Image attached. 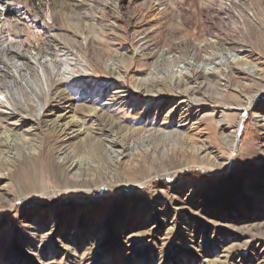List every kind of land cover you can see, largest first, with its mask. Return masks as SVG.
Segmentation results:
<instances>
[{
    "label": "rangeland",
    "instance_id": "rangeland-1",
    "mask_svg": "<svg viewBox=\"0 0 264 264\" xmlns=\"http://www.w3.org/2000/svg\"><path fill=\"white\" fill-rule=\"evenodd\" d=\"M0 264H264V0H0Z\"/></svg>",
    "mask_w": 264,
    "mask_h": 264
},
{
    "label": "bare ground",
    "instance_id": "bare-ground-1",
    "mask_svg": "<svg viewBox=\"0 0 264 264\" xmlns=\"http://www.w3.org/2000/svg\"><path fill=\"white\" fill-rule=\"evenodd\" d=\"M249 29L251 28L250 26H248ZM227 47L229 46H225V44H222V43H217V44H208L204 47L203 49V56L201 58L202 62H204V64H215L217 67L215 69H219L220 67V62L219 60L222 58V53L221 51H223L224 49H226ZM35 61H39V57H36L34 58ZM245 65H247V63H244ZM243 63H240L239 61L237 62H233V63H230L229 65V69H230V73H233V74H237L238 77L239 76H244L246 77L248 75V72L247 70L242 66L244 65ZM215 69L211 71V73L209 74H206L205 75V79L203 82H198L195 79V77L198 76V73H199V70L198 69H194L192 71V74L190 75V73L186 72L180 76H182L183 80L182 82L181 81H176V85H177V89L181 90L182 86L184 85H188L189 84V81H194V84L196 87H189L187 86V88L183 91H179L180 94H190V93H198L203 87L205 86H210V82H209V76L208 75H213L215 73ZM256 70V69H255ZM255 72V71H254ZM224 73V72H222ZM225 74V73H224ZM255 76L257 75L254 74ZM249 76V75H248ZM259 76V75H258ZM263 78V77H261ZM260 79V77H259ZM258 80V79H257ZM188 83V84H187ZM257 85V84H256ZM260 85V84H259ZM122 93V92H121ZM124 97V96H122ZM181 104H187V102L185 101H182ZM1 107H4L3 105ZM16 111V110H15ZM15 113H11V115L13 116ZM10 115V116H11ZM22 118V116H21ZM187 120H189V117H186ZM21 121V120H20ZM24 123V122H23ZM17 125V123L13 124V126ZM103 126V125H100V127ZM107 130L108 131H113V124H110L109 126H107ZM113 145H120V142L119 140H113L111 142ZM121 143H122V139H121ZM121 147L123 148V150L121 152H119L120 154H118L117 157H123V159L121 161H124L126 158H128V156L126 155V151L124 150V146H122L121 144ZM194 150L196 151H207L208 147L206 146H202V147H199V148H193ZM195 153V152H194ZM194 156V155H193ZM72 159V158H71ZM70 159L69 158H66L65 161L68 162ZM73 161V160H71ZM73 163V162H72ZM71 166H75V162L73 164H71ZM77 166V164H76ZM40 172V171H39ZM126 172L131 174V173H135L136 172V169L134 167H128L126 168ZM27 177V176H26ZM112 183V182H111Z\"/></svg>",
    "mask_w": 264,
    "mask_h": 264
}]
</instances>
